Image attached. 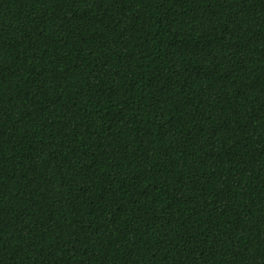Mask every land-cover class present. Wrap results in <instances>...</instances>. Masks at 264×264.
Listing matches in <instances>:
<instances>
[{
  "label": "trees",
  "instance_id": "obj_1",
  "mask_svg": "<svg viewBox=\"0 0 264 264\" xmlns=\"http://www.w3.org/2000/svg\"><path fill=\"white\" fill-rule=\"evenodd\" d=\"M0 264H264V0H0Z\"/></svg>",
  "mask_w": 264,
  "mask_h": 264
}]
</instances>
